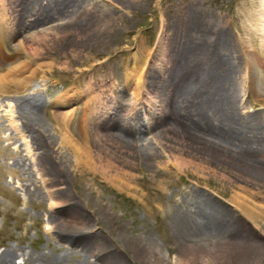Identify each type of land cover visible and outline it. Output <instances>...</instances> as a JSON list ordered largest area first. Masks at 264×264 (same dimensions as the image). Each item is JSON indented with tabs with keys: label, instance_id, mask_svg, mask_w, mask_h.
Instances as JSON below:
<instances>
[{
	"label": "bare ground",
	"instance_id": "6f19581e",
	"mask_svg": "<svg viewBox=\"0 0 264 264\" xmlns=\"http://www.w3.org/2000/svg\"><path fill=\"white\" fill-rule=\"evenodd\" d=\"M81 1L0 0V96L13 88L17 100L15 108L20 111L19 119H23L24 128L29 126L28 129L33 133V145L38 150L36 154L44 172L43 190L46 189L51 200L64 201L63 205L51 207L52 213L57 207L56 211L60 214L49 215L54 224V236L57 235L59 241H66L71 249L84 252L83 257L77 258L74 253L73 263H66L63 255L48 257L42 253L33 257L28 252H22L19 255L24 263L20 261L19 264H122L123 259L118 254L124 251H119L120 247L118 251H110L108 247L104 250L103 245L108 242V237L106 242L94 241L98 233L89 229L93 224L83 207L85 198L78 192L79 199H76L70 189L64 186L53 190H48L47 186L64 185L66 176L81 167L84 171L105 175L111 182L118 183L120 189L132 187V183L139 181L138 175L132 170H137L141 162L154 161L159 164L158 169H165V165L160 164L158 153L149 146L153 141L159 143L160 134L164 137L169 135L170 140L177 141L185 148L178 153L170 150L168 157L171 165L194 162L202 165L193 160H206L222 168L225 174L233 175L236 181L241 179L246 182L240 184L243 190L249 187L264 190V103L252 109V113L244 112L240 97L233 90L234 81L241 71V61L249 69L247 78L242 79L249 88V100L253 95L262 97L264 101V0H259L263 6L261 16L250 14L247 18V21L251 20L249 25L247 22L240 25L247 38L237 34L233 40L227 34L224 19L211 22L209 14L199 6H194L186 26H178L179 29L173 32L169 27L165 30L166 36L160 37L156 48L158 57H155L150 68L139 73L137 79L134 80L131 71H127L121 83L114 79L116 82L102 84L104 77L99 76L86 82L82 91L75 90L73 94L67 92L68 95L56 94L42 101L40 105L52 107L50 113L57 117V128H54L58 130L59 136L54 140L48 133L49 129L40 122L42 117L34 114L35 107L29 94L36 95L38 91L32 86L26 96L20 86L44 66H48V69L52 67L53 61L38 62L42 57L50 56V48L45 47H48L51 32L58 30L56 28L69 29L70 25L67 20L61 27L48 24L53 19L78 17ZM101 15L96 16L97 21ZM88 21L90 18L86 12L77 18L75 27L78 28V35L90 31ZM23 32H29L26 38L20 37ZM32 38L34 41L28 46L27 40ZM255 38L257 41H254ZM38 39L42 40L39 42ZM136 59L134 57V67L127 69L137 72L142 68L145 61ZM99 64L103 66V62ZM69 65L70 62L65 60L59 66L64 69ZM108 68L114 69L110 63ZM251 75H256L258 79L255 85L250 82ZM20 93L22 95L19 96ZM127 95L129 99L126 101ZM78 100L82 102V122L80 136L76 137L72 128L77 122V109H74L73 104ZM137 102L149 108V115L142 121H137L140 112ZM13 106L10 100L5 105L0 102V107L11 120H14L16 112ZM123 111L132 113L133 117ZM259 115H263V118ZM4 126L0 117V134L5 133ZM154 129L156 131L149 138L151 140L142 137L145 132ZM2 142L0 136V178L9 172L26 181L24 174L17 169L22 153L9 152ZM64 149L70 151L73 163L69 164V160L63 159ZM4 154L11 155L13 165L3 162ZM152 165L150 169H155V163ZM24 185L28 190L31 184ZM5 187L2 186V190L5 191ZM34 188L36 193L28 191V194L34 197L39 193L37 198H41L44 195L41 186L34 183ZM231 201L235 203L234 209L243 223L224 207L212 203V199L211 202H196L191 210L179 211L170 219L184 245H188V242L193 246H217L213 251L215 254L208 255L217 264H252L264 256V242L256 238L261 237L264 231L260 223L263 214L258 202L249 194L245 196L236 192ZM29 202L36 207L40 204L32 197ZM245 224L249 226V231ZM136 242L140 260L153 264L162 258L151 242L146 239ZM224 248L226 253L220 252L218 255L219 252L215 251ZM15 253L11 248L2 251L0 264H16L13 258ZM199 260L201 262V256L199 258L192 254L188 261L181 258L179 264H198Z\"/></svg>",
	"mask_w": 264,
	"mask_h": 264
},
{
	"label": "rangeland",
	"instance_id": "374dc122",
	"mask_svg": "<svg viewBox=\"0 0 264 264\" xmlns=\"http://www.w3.org/2000/svg\"><path fill=\"white\" fill-rule=\"evenodd\" d=\"M179 1L182 3L180 4ZM191 4H193L192 7ZM194 6H199L209 14L211 22L216 19H224L227 34L233 40L237 34L247 38L246 32H243L240 25L242 22H247L249 25L251 20L247 21V18L250 14L261 16L263 8L259 0H82L78 15L86 12L87 17L90 18L88 33L82 32L79 35L76 33L78 28L75 27L77 25L75 23L79 16L76 18L66 17L63 20L53 19L48 26L61 27L67 21L70 25L69 29L56 28L58 30L51 32L48 47H45V49L50 48L48 49L51 50L48 51L50 56L46 55L38 62L41 64L53 61V65L50 69L48 66H44L32 76L33 78H28L20 86L23 87L21 90L26 96L30 93L32 86L38 91L36 95L29 94L35 107L34 114L42 117L40 122L44 128L49 129L48 133L53 139L56 140V136H59L58 130L54 128V126L57 128V117L50 113L52 107L40 105L42 101L49 100L56 94L62 95L67 92L73 94L75 90L82 91L86 82L91 78L97 79L99 76L104 77L102 84L104 82L110 84L112 81L121 83L127 71H131L134 80L137 79L139 73L147 67L150 68L155 57H158L156 48L160 37L166 36L165 30L169 27L173 32L179 27L186 26V20ZM100 14L102 15L97 21L98 17L96 16ZM60 22L64 23L58 24ZM28 34L29 32H23L20 37L26 38ZM28 40L27 45L29 46L34 39ZM41 40L38 39L39 42ZM254 41L257 39L255 38ZM134 57L145 61L137 72L127 69L134 67ZM65 60H68L70 65L64 69L60 68V63ZM97 62H103V66ZM109 63L114 69L108 68ZM240 68L241 71L234 81L233 90L240 97L242 110L252 113L254 112L252 109L259 108L264 101L262 97L253 95L249 100V88L242 81L249 75V69L245 68L241 61ZM43 70L44 72H42ZM250 77L251 84L255 85L258 80L256 75ZM12 89L0 96V102L3 105L10 100L16 111L14 120H11L3 107H0V117L6 125L4 126L5 133L2 132L0 136L6 150L11 153L16 151L22 153L17 169L24 174L27 180L24 181L20 178L19 180L9 172H5L0 178V253L7 248L13 249L16 252L13 256L14 260L16 259V264H19L20 261L24 263L22 256L19 255L22 252H28L33 257L42 253L48 257L63 255L66 258V263H73V254L75 253L76 258L77 256L83 257L84 252L78 249L76 251L74 248L72 250L71 246L65 243L66 241H59L56 238L57 235L54 236L56 234L52 230L54 224L51 223L52 219L49 215L60 214L56 211L57 207L52 213L51 207L63 205L64 201L55 198L51 200L46 189L43 190L42 176L44 172L39 156L36 154L38 150L33 145V133L31 134L28 129L29 126L24 128L23 119H19L20 111L15 108L16 93ZM18 95L20 96L22 93ZM127 96L126 101L129 99ZM137 106L140 107L137 121H142L149 113V108L144 104L141 106L139 102H137ZM248 106L250 108H246ZM73 107L77 109V122L72 131L74 136L79 137L82 102L75 101ZM130 115L133 117L132 113ZM259 117L263 118V115H259ZM152 131L145 132L142 137L151 138L156 129ZM160 137L159 143L153 141L149 146L152 151L158 153L160 164H164L165 169H158L157 165L159 164L154 161L141 162L137 170H132L139 177L137 183L131 184L132 187L126 186V188L120 189L118 183L111 182L105 175L84 171L80 167L66 176L64 185L47 186V189L53 190L58 186L67 187L76 199H79V192L85 198L83 207L86 208V212L92 220L93 225L89 229H92L93 233H98L94 241L105 240L106 242L108 237V242L103 245L104 250L108 247L107 249L110 251L113 249L118 251V247H120L119 251H124L118 254L123 259L120 258L122 264H147L138 258L140 251H138L139 246L136 241L140 239H146L159 250L162 258L158 263L154 262L153 264H179L181 258L188 261L192 254H196L199 258L201 256L202 260L201 262L199 260L198 264H217L215 259L208 256L215 254L213 251L217 249V246H193L188 242H186L188 245H184V242L181 243L180 235L170 218H173L172 216L179 211L191 210L196 202L201 200L211 202L212 199L214 201L212 203L224 207L226 211L238 217V221L241 222L242 220L234 209L235 203L231 201L232 195L238 192L245 196L249 194L255 202H258L259 210L263 214L260 223L264 228V190L250 187L243 190L240 184L244 185L246 182L241 179L236 181L237 178L233 175L225 174L222 168L215 167L206 160L204 162L193 160L202 165H196V162L180 166L171 165L168 157L170 150L178 153L184 147L177 144V141L170 140L169 135L167 136L169 139L162 134ZM63 152V159L69 160V164L73 163L70 151L64 149ZM4 155L3 162L13 165L14 160L12 162L11 155ZM153 163L156 168L150 169ZM62 179L65 180V177L62 176ZM24 183L31 184L28 190L25 189ZM34 183L41 186L43 190L44 195L41 198H37L39 193L34 197L28 194L29 192L36 193ZM2 186H6L5 191L2 190ZM30 197L40 204L37 207L31 204ZM248 227L245 224V228L249 231ZM251 232L256 236L253 231ZM261 234V237L256 236V238L264 242V231ZM215 251L219 252L218 255L220 252L226 253L225 248ZM92 259L95 260V258ZM252 264H264V256Z\"/></svg>",
	"mask_w": 264,
	"mask_h": 264
}]
</instances>
